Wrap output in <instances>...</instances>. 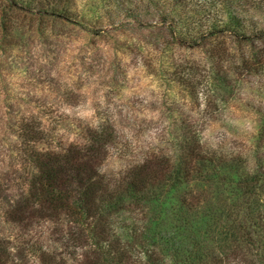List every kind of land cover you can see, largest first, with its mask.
<instances>
[{
  "label": "trees",
  "instance_id": "trees-1",
  "mask_svg": "<svg viewBox=\"0 0 264 264\" xmlns=\"http://www.w3.org/2000/svg\"><path fill=\"white\" fill-rule=\"evenodd\" d=\"M263 19L264 0H0V53L17 40L14 21L46 59L68 52L66 30L97 41L129 34L117 49L180 98L160 99L166 119L147 130L141 155L106 110L92 124L70 120L59 102L51 118L13 125L0 171V264H241L237 249L222 248L232 233L264 264ZM243 109L260 127L245 148L207 135ZM111 160H122L120 172ZM205 185L224 209L196 194ZM226 192L240 196L231 213Z\"/></svg>",
  "mask_w": 264,
  "mask_h": 264
},
{
  "label": "rangeland",
  "instance_id": "rangeland-1",
  "mask_svg": "<svg viewBox=\"0 0 264 264\" xmlns=\"http://www.w3.org/2000/svg\"><path fill=\"white\" fill-rule=\"evenodd\" d=\"M77 4L80 9L89 6L82 2ZM97 15L104 14L96 12V16L88 25L92 30L99 26ZM21 24V21H14L17 40L10 45L5 55L0 53V171H7L10 167L13 125L31 115L42 116L47 120L46 113L51 118L49 111L54 110L53 105L59 102L69 103L70 108L65 115L70 117V120L73 119L74 113H78L81 119H87L92 124L102 121L99 113L106 110L103 114L104 120L115 121L120 135L129 140L133 139L132 142L137 144L133 146L136 155L143 154L147 150L143 147L148 144L147 130L166 119L160 99L166 100V97H169L174 102H179L180 98L169 88L167 90L166 87H160L157 78L151 75L148 68L136 62L131 51L121 50L120 47L117 49L119 43H127L129 34L117 36L119 41L110 35L105 36V40L97 41L86 34L66 30L64 48L67 47L68 52L51 53L46 59L43 52L37 53L35 45L29 44L32 41L29 37L31 34L24 25L19 28ZM121 24L131 25L128 21ZM260 24L264 26V19ZM146 35L147 39L157 38L155 33ZM34 43L38 46L36 41ZM93 43L98 45L92 47ZM27 68L31 70L27 71ZM164 92L166 96L163 95ZM256 100L264 102V96L260 95ZM75 101L78 103L74 107L72 103ZM65 108L66 106H63L61 109ZM239 112L240 114L235 113L233 120L235 128L228 123L230 117L226 123L221 122L220 126L213 125V130L210 127L208 132L206 131L207 135L226 136L234 147L240 148L239 150L245 148L248 136L251 137L260 127L255 119L250 120V109ZM197 118L204 120L200 113ZM64 130L63 126L56 134L60 135ZM73 136L74 132L71 138ZM151 147L156 149L157 145ZM129 158L123 161L130 162ZM121 161L111 160L108 170L120 172L124 165ZM196 194L201 196L200 199L224 209L207 185ZM257 197H261L264 202V191L259 190ZM239 200L240 196L226 192L225 207L230 206L227 207L230 213L239 205ZM205 210L208 213V208ZM200 218L198 216L197 220ZM223 241L222 248L229 256L235 255L234 251L237 249V258L233 260L241 264H261V257L249 246L244 245L236 233H232L231 238H225Z\"/></svg>",
  "mask_w": 264,
  "mask_h": 264
}]
</instances>
